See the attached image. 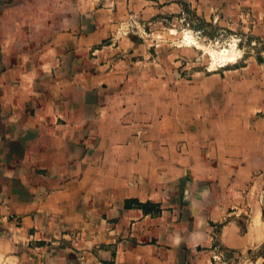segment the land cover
Returning a JSON list of instances; mask_svg holds the SVG:
<instances>
[{"label":"crops","instance_id":"1","mask_svg":"<svg viewBox=\"0 0 264 264\" xmlns=\"http://www.w3.org/2000/svg\"><path fill=\"white\" fill-rule=\"evenodd\" d=\"M186 11L264 39V0H0V264H264V61L110 43Z\"/></svg>","mask_w":264,"mask_h":264},{"label":"rangeland","instance_id":"2","mask_svg":"<svg viewBox=\"0 0 264 264\" xmlns=\"http://www.w3.org/2000/svg\"><path fill=\"white\" fill-rule=\"evenodd\" d=\"M180 19L171 21L165 28L152 29L146 36L153 47L175 42L194 48L195 58L183 60L180 69L212 73L251 64L253 59L256 63L264 61V39L253 38L255 35L245 27L246 25L228 27L208 24L187 11L183 15L184 20ZM255 222L256 220L254 224ZM259 252L261 249H256L255 253Z\"/></svg>","mask_w":264,"mask_h":264},{"label":"built area","instance_id":"3","mask_svg":"<svg viewBox=\"0 0 264 264\" xmlns=\"http://www.w3.org/2000/svg\"><path fill=\"white\" fill-rule=\"evenodd\" d=\"M114 0H97V2L105 3L108 2L109 6L113 4ZM184 12L182 13L181 19H183ZM115 30L110 35V43H114L122 37H128L131 34H138L140 36H148L149 28L152 26L151 23H143L136 20L134 16H131L125 21H119L115 24ZM12 220L16 225L19 224L17 217L11 216ZM214 261H219V255L213 256Z\"/></svg>","mask_w":264,"mask_h":264},{"label":"bare ground","instance_id":"4","mask_svg":"<svg viewBox=\"0 0 264 264\" xmlns=\"http://www.w3.org/2000/svg\"><path fill=\"white\" fill-rule=\"evenodd\" d=\"M217 55V54H216ZM231 60H232V58H231ZM230 59H229V61H231ZM254 225H256V222H255V224Z\"/></svg>","mask_w":264,"mask_h":264},{"label":"trees","instance_id":"5","mask_svg":"<svg viewBox=\"0 0 264 264\" xmlns=\"http://www.w3.org/2000/svg\"><path fill=\"white\" fill-rule=\"evenodd\" d=\"M195 18H197V19H198V17H196V16H195ZM142 206L144 207V205H142Z\"/></svg>","mask_w":264,"mask_h":264}]
</instances>
